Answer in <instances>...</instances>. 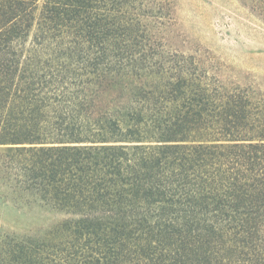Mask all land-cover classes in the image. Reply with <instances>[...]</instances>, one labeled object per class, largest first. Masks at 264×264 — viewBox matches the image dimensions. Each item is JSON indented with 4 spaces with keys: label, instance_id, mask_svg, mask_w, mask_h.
<instances>
[{
    "label": "trees",
    "instance_id": "trees-1",
    "mask_svg": "<svg viewBox=\"0 0 264 264\" xmlns=\"http://www.w3.org/2000/svg\"><path fill=\"white\" fill-rule=\"evenodd\" d=\"M177 34L175 0H0V207L51 219L0 264H264V90Z\"/></svg>",
    "mask_w": 264,
    "mask_h": 264
},
{
    "label": "rangeland",
    "instance_id": "rangeland-1",
    "mask_svg": "<svg viewBox=\"0 0 264 264\" xmlns=\"http://www.w3.org/2000/svg\"><path fill=\"white\" fill-rule=\"evenodd\" d=\"M175 2V40L184 52L201 49L199 55L218 77L264 90V0ZM33 215L0 207V228L22 231L51 222L50 217Z\"/></svg>",
    "mask_w": 264,
    "mask_h": 264
}]
</instances>
